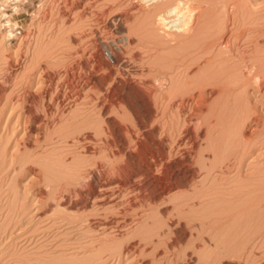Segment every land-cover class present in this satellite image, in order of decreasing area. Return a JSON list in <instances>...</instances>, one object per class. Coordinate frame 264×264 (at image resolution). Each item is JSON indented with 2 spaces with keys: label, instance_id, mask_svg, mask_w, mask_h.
<instances>
[{
  "label": "rangeland",
  "instance_id": "rangeland-1",
  "mask_svg": "<svg viewBox=\"0 0 264 264\" xmlns=\"http://www.w3.org/2000/svg\"><path fill=\"white\" fill-rule=\"evenodd\" d=\"M148 2L0 0V264H264V212L234 220L227 200L199 195L175 206L235 173L207 178L197 158L221 160L264 131V0H191L180 32L158 25L172 3ZM27 92L42 114L53 103L39 133L25 122ZM263 151L245 173L263 169ZM120 165L138 178L196 172L131 209L77 205L95 181L113 187L117 169L104 172Z\"/></svg>",
  "mask_w": 264,
  "mask_h": 264
},
{
  "label": "bare ground",
  "instance_id": "bare-ground-1",
  "mask_svg": "<svg viewBox=\"0 0 264 264\" xmlns=\"http://www.w3.org/2000/svg\"><path fill=\"white\" fill-rule=\"evenodd\" d=\"M149 1V4L152 3H163V4H169L172 3L170 8L167 9V12L164 14H161L158 17V25L162 26L165 30H169L172 28V26H177V29L180 31H187L191 29L194 22V9L191 7V0H146ZM193 5V4H192ZM164 7V5H163ZM160 12V11H159ZM156 15V14H155ZM172 15H175L176 18L171 19L170 17ZM173 17V16H172ZM173 24H172V23ZM171 24V25H169ZM164 31V30H163ZM162 42V41H161ZM211 42V41H210ZM215 42V41H214ZM222 42V41H221ZM205 44V43H204ZM222 44V43H221ZM224 44H227V41L224 42ZM211 45L208 42V46ZM157 46V45H156ZM160 46V44H159ZM213 46V45H212ZM210 47V46H209ZM228 47V46H227ZM157 48V47H156ZM200 48V47H199ZM207 49V48H206ZM205 49V50H206ZM210 49V48H209ZM219 56V55H218ZM220 57V56H219ZM222 57V56H221ZM264 57V56H263ZM226 58V57H225ZM213 59V58H212ZM219 60V59H218ZM257 60V59H254ZM264 60V59H263ZM210 61V59H209ZM258 61V60H257ZM220 62V61H219ZM223 62V61H222ZM214 63V62H213ZM255 63V62H254ZM259 64V62H258ZM255 65V64H254ZM253 65V68H254ZM257 66V65H255ZM261 67V66H260ZM251 69L248 71V76L251 78H259L260 73L258 70ZM259 68V66H258ZM257 69V67H256ZM261 69V68H260ZM262 70V69H261ZM71 75V74H70ZM69 77V76H68ZM103 78V77H102ZM238 78V77H236ZM245 78V77H244ZM72 79V78H71ZM129 79V78H128ZM239 79V78H238ZM135 80V79H134ZM248 80V79H247ZM261 80V79H260ZM259 80V81H260ZM145 81V80H144ZM160 82V81H159ZM228 82V81H227ZM235 82V81H234ZM232 82V84L234 83ZM258 82V80H257ZM140 83V82H139ZM259 83V82H258ZM162 84V81H161ZM208 84V83H207ZM231 84V83H230ZM238 84V83H237ZM257 84V83H256ZM197 85V84H196ZM206 86V85H205ZM232 86V85H231ZM238 86V85H237ZM212 87V86H211ZM221 87V86H220ZM242 87V86H241ZM138 88V87H137ZM207 88V87H206ZM228 88V87H227ZM230 88V87H229ZM134 89V88H133ZM136 90V89H135ZM179 90V89H178ZM188 90V89H187ZM180 91V90H179ZM201 89L199 92L200 98H203L204 94ZM229 91V90H227ZM73 93V92H72ZM168 93V92H167ZM175 93V92H173ZM182 93V92H181ZM28 96L30 97V104L26 107L28 115L26 118V123L29 124V126L34 129L37 133L41 132L42 126L47 123L51 116V111L49 109L52 108V102L47 101L46 106L44 110V114H42L41 110V98L42 96L35 95L34 93L27 92ZM195 94V93H194ZM149 95V94H148ZM45 96V95H44ZM137 97V96H136ZM191 98H194V96H190ZM198 97V96H197ZM196 97V98H197ZM165 98V97H164ZM177 98V97H176ZM175 98V99H176ZM26 99V98H25ZM146 99V98H145ZM172 99V98H171ZM205 99V98H204ZM185 100V99H184ZM53 101V100H52ZM176 101V100H175ZM183 101V100H182ZM152 102V101H151ZM184 102V101H183ZM193 102V101H192ZM197 102V100H196ZM45 103V102H44ZM58 103V102H57ZM150 103V102H149ZM148 103V104H149ZM181 103V102H180ZM201 102H197L196 104L200 105ZM103 104V103H102ZM170 104V102H169ZM205 105V104H204ZM64 106V105H63ZM151 106V105H150ZM168 108V107H167ZM60 109V108H59ZM163 109V108H162ZM190 109V108H189ZM203 109V108H202ZM164 110V109H163ZM159 111V110H158ZM58 112V111H57ZM164 113V111H163ZM205 113V112H203ZM260 113V112H259ZM249 115V114H248ZM1 116V115H0ZM213 116V115H212ZM256 121L257 123L264 124V117L261 118L260 116L256 115ZM54 117V116H53ZM164 118V116H163ZM249 118V117H248ZM204 119V117H203ZM254 120V121H255ZM193 122V121H192ZM245 122V121H244ZM250 122V121H249ZM155 123V122H154ZM25 124V123H24ZM48 124V123H47ZM167 124V123H166ZM175 124V123H174ZM242 124V123H241ZM256 124V123H255ZM156 125V124H155ZM176 125V124H175ZM178 125V124H177ZM209 125V124H208ZM25 126V125H24ZM167 126V125H166ZM184 126V125H183ZM256 126V125H255ZM126 127V126H125ZM152 127V124H151ZM208 127V126H207ZM178 128V127H177ZM184 129V128H183ZM190 130V129H189ZM208 130V129H207ZM168 131V130H167ZM191 131V130H190ZM254 131V130H253ZM258 130L248 134L245 136L244 134L240 136L241 138L239 141L234 144L233 147L230 148L231 145H229V148L227 147V156H225L223 150V157L221 160L218 161H203L202 159L197 158V162L201 163V168L205 169L206 177L207 178H214L215 170L227 172L228 174L231 172L235 173L233 175H227V177H223L224 181L222 183H218L213 180V182L209 185H206L207 183L204 181L202 186L199 189V194L197 193H191L186 195H181L179 198L177 197V203L176 207L177 210L185 208L186 201L189 199L194 198L195 196L199 195V197H211L210 199L212 201H219V200H227V204H230L232 207V212L235 214L233 219H241L244 218V212H264V208L262 206L264 205V167L261 170H258L255 173L248 172L245 173V167H246V160L249 156L254 155L256 153V150L264 146V131L257 132ZM26 132V131H25ZM234 132V131H233ZM241 133V132H240ZM41 134V133H40ZM170 134V133H169ZM232 134V133H231ZM230 134V135H231ZM135 135V134H134ZM30 135L27 134V138ZM138 136V135H137ZM136 136V137H137ZM209 137V136H208ZM232 137V135H231ZM26 138V137H25ZM26 138V139H27ZM37 138V137H36ZM138 138V137H137ZM164 138V137H163ZM179 138V137H178ZM189 138V137H188ZM221 138V137H220ZM239 138V136H238ZM24 139V138H23ZM196 139V138H195ZM29 140V139H28ZM225 140V139H224ZM238 140V139H237ZM173 141V140H172ZM236 141V140H235ZM231 141V143L235 142ZM25 142V141H24ZM121 142V141H120ZM194 142V141H193ZM192 142V143H193ZM212 142V141H211ZM149 143V142H148ZM191 143V144H192ZM224 143V142H223ZM230 143V142H229ZM230 143V144H231ZM146 144V143H145ZM194 145V144H193ZM207 145V144H206ZM233 145V144H232ZM137 146V145H136ZM192 147V146H191ZM194 147V146H193ZM161 149V148H160ZM194 149V148H193ZM207 149V148H206ZM213 149V148H212ZM190 150V149H189ZM197 150V149H196ZM210 150V148H209ZM216 150V149H214ZM213 150V151H214ZM140 155L143 156L144 160L147 159L148 154L147 151L143 148L140 150ZM177 151V150H176ZM264 152V151H263ZM189 153V152H188ZM215 153V151H214ZM262 153V152H261ZM164 154V153H163ZM187 154V153H186ZM213 154V153H212ZM218 154V152H217ZM216 155V154H215ZM214 155V159H215ZM264 155V154H263ZM257 156V155H256ZM171 157V155H170ZM213 157V156H212ZM222 157V156H221ZM161 158V157H160ZM253 158H255L253 156ZM189 159V158H188ZM219 159V156L218 158ZM128 160V159H127ZM194 161V160H193ZM152 162V161H151ZM196 162V161H195ZM118 163V162H117ZM256 163V162H255ZM145 164V163H144ZM196 164V163H195ZM248 165V164H247ZM254 165V164H253ZM101 166V165H100ZM131 166V165H130ZM128 165H120L117 168H108L107 171L104 172V174H110L114 171V169H117V175H115L116 183L113 187H106L104 184H102L100 181H95L93 184L89 186L87 191L83 193V201L78 203L77 205L79 207H86L87 204L90 202L92 198L103 202H111L113 205H121L124 209H131L133 206L137 203H143L145 204L148 201L155 200L157 197L161 196L162 194L174 189L175 186H183L182 180L185 179L189 174L192 175L194 172L193 166L187 167V169L183 172L180 170L177 173H174L175 175L170 176H163V175H156L154 179H150L148 176V173L145 171L142 172L141 178L135 177L138 170L131 169ZM178 166V165H177ZM251 166V165H250ZM256 166V165H255ZM217 167H219L217 169ZM139 169V168H138ZM164 169V168H163ZM254 169V168H253ZM93 171V170H92ZM161 171V170H160ZM103 172V171H102ZM140 172V170H139ZM97 173V172H96ZM167 173V172H166ZM90 174V173H89ZM141 174V173H140ZM139 174V175H140ZM150 175V174H149ZM169 175V174H168ZM222 175V174H221ZM102 176V175H101ZM141 176V175H140ZM218 179H220V175H217ZM151 177V176H150ZM113 178V177H112ZM222 178V177H221ZM210 179V180H211ZM217 179V178H216ZM186 181V180H185ZM193 181V180H192ZM203 181V180H202ZM222 181V180H221ZM201 182V181H200ZM91 183V182H90ZM219 184V185H218ZM219 187H218V186ZM85 186V185H84ZM70 189V188H69ZM62 191V189H61ZM80 191V190H79ZM70 192V191H69ZM196 192V191H195ZM80 194V193H79ZM82 194V193H81ZM178 196V195H177ZM176 197V196H175ZM61 198V197H60ZM63 199V198H62ZM164 199V198H163ZM209 199V198H208ZM166 200V199H165ZM194 200V199H193ZM171 201V200H170ZM164 202V201H163ZM167 202V201H165ZM189 202V201H188ZM93 203V202H92ZM157 203V202H156ZM218 203V202H217ZM225 203V202H224ZM155 204V202H154ZM175 204V202H174ZM189 205V204H188ZM217 205V204H215ZM145 206V205H144ZM228 206V205H227ZM140 207V206H139ZM168 207V206H167ZM175 207V209H176ZM220 207V206H219ZM136 208V207H135ZM147 208V207H146ZM217 208V206H216ZM262 208V209H261ZM138 209V208H137ZM141 209V208H139ZM228 209V208H227ZM123 210V209H122ZM185 210V209H184ZM229 210V209H228ZM123 212V211H122ZM230 212V211H229ZM236 212V213H235ZM247 215V213H246ZM249 215V214H248ZM251 215V214H250ZM127 216V215H126ZM129 216V215H128ZM230 216V215H229ZM252 217V216H251ZM229 218V217H228ZM246 218V216H245ZM103 219V218H102ZM260 219V218H258ZM263 219V218H262ZM231 220V219H229ZM242 220V219H241ZM245 220V219H244ZM247 220V219H246ZM251 220V219H250ZM228 221V219H227ZM255 221V220H254ZM262 221V220H261ZM234 222V221H233ZM238 222V221H237ZM100 223V222H99ZM120 221L118 218H114V221L111 219L110 221L106 222L107 226H117ZM125 224V223H124ZM244 224V223H243ZM257 224V223H256ZM263 224V223H262ZM239 225H241L239 223ZM261 225V224H260ZM264 225V224H263ZM244 226V225H243ZM247 226V225H246ZM232 227V226H231ZM118 228V227H117ZM235 229V228H234ZM259 229V228H258ZM233 230V229H232ZM249 230V229H247ZM246 230V231H247ZM252 230V229H251ZM229 232V231H228ZM236 232V231H235ZM242 232V231H241ZM252 232V231H251ZM245 233V232H244ZM250 233V231H249ZM256 234V233H255ZM262 235H264V230L262 232ZM256 239V238H255ZM262 239V244H264V237ZM250 240V239H249Z\"/></svg>",
  "mask_w": 264,
  "mask_h": 264
}]
</instances>
